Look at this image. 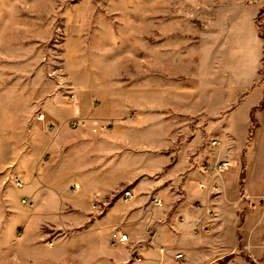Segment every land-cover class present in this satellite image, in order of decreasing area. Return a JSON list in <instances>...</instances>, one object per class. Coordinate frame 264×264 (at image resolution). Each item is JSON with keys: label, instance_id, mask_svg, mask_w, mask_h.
<instances>
[{"label": "rangeland", "instance_id": "374dc122", "mask_svg": "<svg viewBox=\"0 0 264 264\" xmlns=\"http://www.w3.org/2000/svg\"><path fill=\"white\" fill-rule=\"evenodd\" d=\"M261 10L264 0H0V256H8L14 249L15 244L10 243V221L20 220L22 212V188L5 181V175L18 172L23 177L26 171L36 176L44 165L47 174V165L53 166L56 160L48 145L57 140L58 126H64L67 132L83 124H91L92 132L109 130L100 127L109 120L90 123V116L75 113L69 78L75 73L82 78H127L122 83L126 89L122 90L132 88V94L139 97L142 86L151 95L152 78L160 75L180 81L196 73L195 65L200 59L195 46H199L203 34L204 76L211 75L212 68L216 69L221 62L230 64L231 54L237 51L245 50L242 60L249 66L251 25L254 23L259 35H264ZM189 41L194 48L193 57L185 60L187 52L183 47ZM260 75V82L264 83V66ZM137 78L144 81L136 83ZM212 79L204 78V97L193 100L177 96L173 88H168L172 83L167 79L161 85L167 98L176 95L173 101H182L178 108L192 111L202 102L209 111L214 106L229 109L218 122L210 114L212 111L175 114L171 118L178 125H186L185 137L196 134L199 151H207V161L214 158L212 165L229 161L227 168L216 176L207 170L212 178L210 185L217 186V193L211 188L204 189L205 192L222 197L221 212L215 208L208 213L240 220L239 253L250 264H264V222L256 226L264 217V106L253 107L249 113L247 106L256 99L252 92L239 102L230 96L236 92L226 93L222 103L220 95L213 94L216 87H212ZM248 83L249 78L243 84ZM244 85L240 88L241 97L249 90ZM143 102L135 99L131 111L151 106V101ZM55 103L59 110L53 111ZM76 118L81 122L72 126ZM132 122H143V116ZM222 122L230 126L232 134L227 144ZM215 134L217 138L213 137ZM214 138L219 144H212ZM221 147L224 153L220 155ZM51 171L52 188L65 189L71 178H60L57 168ZM222 176L226 190L219 183ZM125 189L121 188L112 198L121 199ZM227 221L228 218V224ZM16 225L17 232L21 223ZM200 230L203 232L204 228ZM225 235L230 236L227 231ZM39 249L46 251L44 246ZM165 264L177 262L172 257Z\"/></svg>", "mask_w": 264, "mask_h": 264}, {"label": "crops", "instance_id": "0c3cea01", "mask_svg": "<svg viewBox=\"0 0 264 264\" xmlns=\"http://www.w3.org/2000/svg\"><path fill=\"white\" fill-rule=\"evenodd\" d=\"M250 40L249 66L242 60L245 50L237 51L231 54L230 64L221 62L216 69L212 68L211 75L204 76V34L201 35L199 46H195L200 59L195 65L196 73L180 81L160 75L152 78L151 95L142 86L139 97L132 94V88L122 90L126 89L122 83L127 78H82L76 73L69 78L75 113L90 116V123L107 119L111 128L92 132L91 124H83L67 132L64 126L57 127V140L48 145L51 155L55 154V166L48 164L47 174L45 165L36 176L23 173L26 184L19 193L21 198L30 197L33 206L22 203L20 220L10 221V243L15 246L8 256H0V264H165L172 257L177 264H250L239 253L240 220L227 217V224L226 217L209 214L208 210L215 208L221 212L222 197H212L199 187L200 182L212 181L204 165H212L214 158L207 161V151H199L196 134L185 137L186 125H178L171 118L175 114L212 111L210 114L218 122L229 109L214 106L209 111L202 102L192 111L178 108L182 101L179 104L173 101L174 96L167 98L161 85L167 79L172 83L168 88H173L177 96L193 100L204 97V78H213V94L220 95L222 103L231 92H236L230 96L238 102L250 92L255 93V102L247 106L250 113L264 99V83L260 82L264 39L254 23ZM183 48L187 52L185 60L191 59L192 42H186ZM247 78L249 83L244 85ZM142 81L137 78L135 82ZM242 85L249 89L243 97ZM234 88L237 90L232 91ZM138 98L140 103L146 100L151 106L132 112ZM57 103L53 111L59 110ZM139 116H143V122H132ZM247 122L249 126L250 121ZM221 130L228 139L226 144L229 143L230 126L222 122ZM222 149L220 155L224 153ZM53 168L59 169L60 178H71L65 189L52 188ZM224 178L219 183L226 190ZM72 184L78 185L74 191L69 189ZM123 187L132 190V197L127 201L112 198ZM150 197H158L164 206H154ZM118 201L121 206L115 205ZM262 219L256 226L264 222ZM18 221L19 236L15 231ZM117 226L121 228L116 229ZM201 227H206L208 233L202 232ZM115 230L126 233L127 240L112 243L111 233ZM226 231L230 236L225 235ZM48 240L53 241L52 246H48ZM40 246L46 251L40 250ZM178 252L182 259L175 257Z\"/></svg>", "mask_w": 264, "mask_h": 264}, {"label": "built area", "instance_id": "2783aa9c", "mask_svg": "<svg viewBox=\"0 0 264 264\" xmlns=\"http://www.w3.org/2000/svg\"><path fill=\"white\" fill-rule=\"evenodd\" d=\"M254 1H258V0H254ZM71 97L73 98V95H71ZM40 117L43 118V114H40ZM81 122V119L80 118H76L73 122H72V126H76L78 123ZM101 129H110L111 128V122H103V125H100ZM212 144L213 145H217L219 144V141L217 139H213L212 140ZM229 165V161L227 160H221L219 162H217L216 164L214 165H208V164H205L204 165V171L207 172V170H210L214 176H216L217 174H219L220 172H223L227 166ZM9 181L10 183H12L14 186L16 187H19V188H22L25 186L26 182L24 180V178L22 177V175L18 172H10L8 174L5 175V181ZM211 182L209 183H203V182H200L199 183V187L201 189H206V188H211L214 193H217V186H211L210 185ZM211 186V187H210ZM78 188V185L77 184H72L70 186V190L71 191H74ZM132 197V190L129 189V188H126L125 190L122 191L121 193V199L124 200V201H127L129 200L130 198ZM21 201L23 204H25L26 206H29L31 207L33 205V200L30 198V197H27V196H24L21 198ZM152 202L154 205H161L162 202L159 198H156V197H153L152 198ZM204 228V227H203ZM206 227L204 228V231H206ZM127 240V234L126 233H123L121 231H118V230H115L111 233V242L114 243L115 241H119V242H122V241H125ZM48 244V246H52L53 245V241L52 240H48L46 242ZM176 258H180L182 257V253L178 252L176 255H175Z\"/></svg>", "mask_w": 264, "mask_h": 264}, {"label": "trees", "instance_id": "16d2710c", "mask_svg": "<svg viewBox=\"0 0 264 264\" xmlns=\"http://www.w3.org/2000/svg\"><path fill=\"white\" fill-rule=\"evenodd\" d=\"M259 16L260 17L264 16V10H261L259 12ZM260 36L264 37V35H260ZM261 106H264V99H262L261 103L258 106L254 107V108H258V107L260 108Z\"/></svg>", "mask_w": 264, "mask_h": 264}]
</instances>
